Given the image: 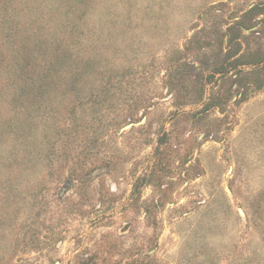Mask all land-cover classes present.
Returning <instances> with one entry per match:
<instances>
[{
  "label": "rangeland",
  "instance_id": "1",
  "mask_svg": "<svg viewBox=\"0 0 264 264\" xmlns=\"http://www.w3.org/2000/svg\"><path fill=\"white\" fill-rule=\"evenodd\" d=\"M0 264H264V0H0Z\"/></svg>",
  "mask_w": 264,
  "mask_h": 264
}]
</instances>
